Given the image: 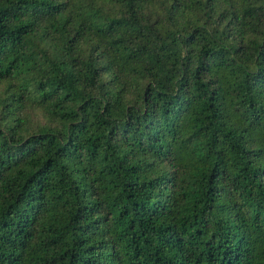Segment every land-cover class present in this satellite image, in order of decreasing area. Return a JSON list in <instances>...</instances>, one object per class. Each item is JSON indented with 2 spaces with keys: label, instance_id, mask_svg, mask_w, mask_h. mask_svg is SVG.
<instances>
[{
  "label": "trees",
  "instance_id": "1",
  "mask_svg": "<svg viewBox=\"0 0 264 264\" xmlns=\"http://www.w3.org/2000/svg\"><path fill=\"white\" fill-rule=\"evenodd\" d=\"M0 264H264V0H0Z\"/></svg>",
  "mask_w": 264,
  "mask_h": 264
},
{
  "label": "rangeland",
  "instance_id": "2",
  "mask_svg": "<svg viewBox=\"0 0 264 264\" xmlns=\"http://www.w3.org/2000/svg\"><path fill=\"white\" fill-rule=\"evenodd\" d=\"M33 119L36 121L37 120V115L33 114Z\"/></svg>",
  "mask_w": 264,
  "mask_h": 264
}]
</instances>
